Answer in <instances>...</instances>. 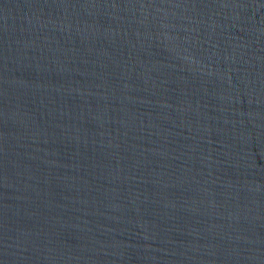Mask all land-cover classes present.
Listing matches in <instances>:
<instances>
[{
  "label": "water",
  "instance_id": "water-1",
  "mask_svg": "<svg viewBox=\"0 0 264 264\" xmlns=\"http://www.w3.org/2000/svg\"><path fill=\"white\" fill-rule=\"evenodd\" d=\"M0 264H264V0H0Z\"/></svg>",
  "mask_w": 264,
  "mask_h": 264
}]
</instances>
